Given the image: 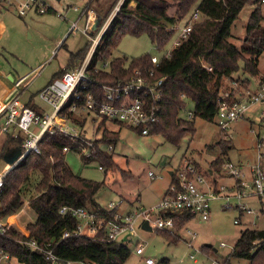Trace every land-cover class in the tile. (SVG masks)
<instances>
[{
	"label": "trees",
	"instance_id": "1",
	"mask_svg": "<svg viewBox=\"0 0 264 264\" xmlns=\"http://www.w3.org/2000/svg\"><path fill=\"white\" fill-rule=\"evenodd\" d=\"M6 0H0V5ZM119 0H112L105 15H101L102 24L106 21L111 10ZM198 0H177L175 4H168L166 0H124L120 10L110 22L102 35L89 65V74L93 80L91 88L98 85H114L120 80L128 78L136 69L148 70L153 67L151 56L144 55L132 59L130 66L125 67L129 60L125 56L112 58V49L117 45L120 36L132 34L135 36L148 35L159 48L166 46L174 36L169 27L181 22L190 12ZM136 4L135 7L131 3ZM257 0H201L198 10L200 20L193 28L189 38L181 46L175 47L169 57H163L157 68V77H166L164 83V99L160 113V121L153 127L150 134H162L167 140L179 144L187 133H195V120L185 121L179 117L185 106V98L195 103V117L213 121L218 110V98L223 91L229 89V80L243 70L250 76H258L259 56L264 53V14L260 5L252 12L241 48L230 41L232 27L247 4H256ZM173 9V10H172ZM55 10L48 7L46 13ZM65 44H63L64 46ZM89 52V44L76 53H72L67 66L57 72L50 82L62 76L66 71L79 66ZM110 60L109 71H96L101 61ZM243 61V67L240 62ZM206 67H211L212 71ZM242 79V78H240ZM30 104L33 108L38 109ZM73 116V114H71ZM74 122L84 126L86 119L73 117ZM106 120L99 125L100 130ZM121 125V124H119ZM123 126V125H121ZM4 149L0 157L10 149H19L25 136L19 134L14 138L7 135ZM118 132L102 130L99 138L94 140L96 151L91 157H84L85 161L98 159L108 168L117 167L110 152L100 149L101 142H117ZM77 143L72 137L61 132L46 133L40 141V154L29 153L5 178L2 192V209L0 216L17 213L22 210L25 200L29 198V207L36 213V221L26 225L31 233L26 237L22 231L11 226L0 233V249L8 252L12 260L21 264H51L43 253L31 248L27 241L36 240L40 246L46 242L61 240L64 231H72L80 223L71 210L81 207L98 212L102 207L96 202L98 193L104 182L84 178L76 174L66 162L64 148L77 150ZM220 148L221 156L211 162V166L218 171L228 160V152L233 149V141L221 137L209 150ZM79 152V151H78ZM128 172L123 171V176ZM177 180L172 176L171 183ZM29 186L34 190L28 195ZM71 210L62 213L61 209ZM117 208L102 211L103 216L112 217ZM176 234L158 230L170 243L182 241L178 231L183 229L192 219L188 213L176 214ZM157 231V230H156ZM211 247H203L205 253H210ZM58 252L63 256L74 258H94L101 264H124L129 258V250L119 243H104L87 237H70L60 242ZM230 257L249 259L251 264H264V229H246L234 246ZM229 264V258L225 260ZM8 264H12V261Z\"/></svg>",
	"mask_w": 264,
	"mask_h": 264
},
{
	"label": "built area",
	"instance_id": "2",
	"mask_svg": "<svg viewBox=\"0 0 264 264\" xmlns=\"http://www.w3.org/2000/svg\"><path fill=\"white\" fill-rule=\"evenodd\" d=\"M8 2L15 5L20 16H25L31 11L44 14L48 9L43 0H8ZM262 2L264 3V0ZM91 4L92 0L86 4L79 19L73 23V26L77 27L79 21L86 16V26L83 29L85 34L91 28V21L94 17V11L90 10ZM77 9L76 7L75 10ZM118 11L119 7L109 17L108 23L101 29L97 37L93 39V47L89 50L84 61L49 82L39 91V98L52 108L51 112L35 109L23 100V94L34 81L27 83V76L15 77L7 92L0 91V127L2 132L14 138L19 134L25 136L24 142L20 145L21 156L0 174V213L2 192L7 174L29 153H41L39 143L46 133L54 134L59 131L72 137L73 141L78 144L77 150L85 157H91L96 153L91 149L94 147V142L83 138L81 135L83 127L76 124L73 117L86 115L91 117L94 123L97 121L93 116L102 117V120H112L135 129L143 135L150 134L153 127L160 121L166 80L165 76L157 77V68L162 58L151 56L152 68L146 71L136 69L128 78L120 80L114 85L101 83L98 85V90L91 88L93 80L88 70L92 56L102 35ZM200 19L201 13L197 9L184 24L179 22L169 27L174 31L176 40L173 48L163 57H169L175 47L181 46L189 38ZM206 68L212 71L211 67ZM102 69L109 71L110 62L104 61ZM102 69L96 66L95 70ZM245 81L240 78L229 80V89L223 91L218 98V110L213 121L218 126L221 137L231 141L234 140L232 126L239 122L248 124V129L255 138V156L252 161L235 163L228 158L220 171L211 165L208 170L202 171L197 163L187 161L183 168L175 173L177 180L170 183L163 198L156 205L123 212L119 210L120 208L118 209V205L122 203L114 204L113 202L109 203L108 207L98 208V212L85 207L74 210L63 207L62 213L71 210L73 215L78 218L80 223L77 228L72 231H64L61 240L57 242L50 241L40 246L36 240H30L27 241V244L43 253L51 264H101L100 261L91 257L63 256L58 252L60 242L70 237H87L104 243L116 242L127 248L123 239L135 235V224L139 219L144 224L147 222L152 230H162L174 235L177 232L176 219L179 218L176 214L186 212L192 218L199 217L201 221H207L212 215L214 201H226L224 208L236 209L237 215L234 224L245 225L243 230L264 229V82L258 83L253 90ZM188 116L193 119L195 113L189 111ZM107 149L113 151L114 146L110 144ZM69 151H71L70 148H64L65 153ZM99 169L103 170V167L99 166ZM151 175L154 177V174L151 173ZM253 199H256L260 205L259 209L248 203V200L253 202ZM233 200L236 201L234 205L232 204ZM26 203L24 206L28 207L29 202ZM116 208L118 210L112 217L103 216L100 212V210L110 212ZM16 214L8 213L0 216V233L15 226L26 237H30V231L26 226L20 224L18 219L20 215ZM12 216H15L14 221L10 220ZM246 216H252L253 219L250 221L248 219V222L244 221ZM260 222H263V227L259 226ZM184 229L191 236L188 245L193 247V239L198 234L186 226ZM220 247L228 246L227 243L221 242ZM200 251L204 252L201 248ZM218 251L215 249L216 253ZM135 253L143 257L144 247L137 244ZM191 258L195 259V256L191 255ZM211 260L212 264H226L225 259L212 257ZM11 261V255L0 249V264H8ZM145 263L157 264L152 258H146Z\"/></svg>",
	"mask_w": 264,
	"mask_h": 264
},
{
	"label": "rangeland",
	"instance_id": "3",
	"mask_svg": "<svg viewBox=\"0 0 264 264\" xmlns=\"http://www.w3.org/2000/svg\"><path fill=\"white\" fill-rule=\"evenodd\" d=\"M43 1L55 12L40 14L31 11L25 16H20L14 4L6 0L2 5L6 10L0 9V24L3 26V33L0 36V73L4 76L8 74H14L15 77L27 76V83L34 80L23 94V100L30 103L31 97L34 96L32 100L34 106L40 111L51 112L52 108L39 98V91L57 72L67 66L72 53L78 52L87 43L89 50L93 47V39L108 23L109 17L116 8L119 7L120 10L124 0L118 1L106 21L103 24L101 22L94 33L92 26L98 18H102L101 15L106 14L112 0H92L90 10L94 11V17L87 34L83 32L86 16L79 21L77 27H74L73 23L79 19L84 7L91 0ZM166 1L173 5L177 0ZM200 1L193 5L181 24H184L198 9ZM258 5L261 6L264 14L262 0H257L254 5L247 4L232 27L230 41L238 48L242 47L249 18ZM75 6L79 9L75 10ZM131 6L135 7L136 4L132 2ZM202 19L203 17L200 20ZM175 40L176 36H173L166 46L159 48L146 34L140 36L125 34L119 37L117 45L112 49V58L127 57L129 60L125 63V67L130 66L132 59L144 55L163 58L173 48ZM106 61L110 62V60ZM103 63L104 61L99 62L98 68L102 69ZM240 64L243 67V61ZM259 71L260 74L254 77L240 70L235 77L246 80L245 82L253 90L258 83H263L264 53L259 56ZM261 78H263L262 81H260ZM6 80L8 81L7 76H5ZM189 111L195 113V103L185 98V106L179 117L185 121L195 120L196 131L185 134L178 145L167 140L162 134L143 135L135 129L121 126L112 120L105 121L102 128L98 130L103 122L102 117L93 116L97 121L94 123L91 117L86 115L76 116L79 120L87 119L81 133L86 140L94 142L101 136L103 129L119 133L116 143H100L102 151L113 155L117 167L108 168L98 159L86 162L85 156L74 150L66 153V162L76 174L90 180L104 182L103 188L96 197V202L100 206L108 207L111 202L122 203L118 205V209L120 208L122 212L152 207L163 198L172 176L178 170L180 171L187 161L197 163L202 171H206L211 167V162L221 156L219 147L213 151L208 148L210 145L216 146L222 136L216 123L202 118L190 119ZM232 127L234 147L228 152V158L235 163L252 161L255 156V138L249 131L248 124L239 122ZM7 138L8 136L0 127V155ZM110 144L114 146L113 151L107 149ZM9 153L20 155L22 152L19 149H10L0 157V174L10 165L5 159V155ZM99 166H102L103 170L99 169ZM123 171L128 172V175L123 176ZM172 172L173 175H171ZM29 188L28 195L34 190V186ZM25 202H29V198ZM248 203L260 208L256 199H253V202L248 200ZM232 204H236V201L233 200ZM225 205L226 201H214L209 220L201 221L199 217H194L188 222L186 227L198 234L193 239V247L188 245L191 236L186 229L178 231L182 241L174 244L170 243L158 230L144 229V222L139 219L135 224V235L123 239L130 252L124 264H146V258H152L157 264H212V257L225 260L229 258V264H251L249 259L230 257L245 225L234 224L237 211L233 208L226 209L223 207ZM16 215H20L18 219L23 226L34 223L37 218L36 213L29 206H24ZM248 219L250 221L253 217L246 216L244 221L248 222ZM10 220L14 221L15 216H12ZM259 226L263 227V222H260ZM221 242L227 243L228 247L221 248ZM137 244L144 247L143 257L135 253ZM208 244L213 246L209 249V254L200 251V248L203 249ZM215 249L219 250L218 253ZM191 255H194L196 260L191 258ZM12 264L21 263L13 259Z\"/></svg>",
	"mask_w": 264,
	"mask_h": 264
},
{
	"label": "crops",
	"instance_id": "4",
	"mask_svg": "<svg viewBox=\"0 0 264 264\" xmlns=\"http://www.w3.org/2000/svg\"><path fill=\"white\" fill-rule=\"evenodd\" d=\"M5 2L0 5V9H2L3 11L6 10V8H4V6H2L3 4H5ZM7 2H8V0H7ZM74 9H76V6L74 7ZM2 33H3V26L0 24V36L2 35ZM5 76H7L8 81L7 80L5 81ZM5 76L2 73H0V91L3 92V93L7 92L8 88H10L12 86V82H13V80L15 78L14 74H8V75H5ZM10 77H13V79L11 80ZM262 80H263V78H261L260 81H262Z\"/></svg>",
	"mask_w": 264,
	"mask_h": 264
},
{
	"label": "water",
	"instance_id": "5",
	"mask_svg": "<svg viewBox=\"0 0 264 264\" xmlns=\"http://www.w3.org/2000/svg\"><path fill=\"white\" fill-rule=\"evenodd\" d=\"M101 22H102V18H98V19L95 21V23H94V25H93V27H92V32H93V33H94L95 31L98 30V28H99ZM10 79L12 80L13 77H10ZM20 156H21V154H20V155H12L11 153H9L8 155H5V159L9 162L10 165H12L13 163H15V161H16ZM17 165H18V164H17ZM17 165H15V166L13 167V169H14ZM171 175H173V172L171 173ZM144 229H146V230H152L151 227L149 226V224H148L147 222L144 224ZM207 246L211 247L212 245L208 244Z\"/></svg>",
	"mask_w": 264,
	"mask_h": 264
}]
</instances>
